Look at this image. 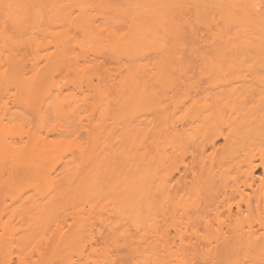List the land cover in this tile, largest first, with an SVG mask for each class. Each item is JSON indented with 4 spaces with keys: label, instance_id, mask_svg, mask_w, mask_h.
Wrapping results in <instances>:
<instances>
[{
    "label": "bare ground",
    "instance_id": "bare-ground-1",
    "mask_svg": "<svg viewBox=\"0 0 264 264\" xmlns=\"http://www.w3.org/2000/svg\"><path fill=\"white\" fill-rule=\"evenodd\" d=\"M108 1L0 0V250L10 252L3 260L21 243L13 219L25 209L36 227L23 228V238L36 241L24 244L39 251L19 264H264V0H118L129 9H118L123 22L115 17L121 31L101 22ZM86 54L109 57L122 74L112 81L111 68L94 58V70L111 72L108 79L96 70L94 87ZM59 73L73 80L59 81ZM82 86L92 90L91 106ZM195 88L210 97L189 95ZM84 106L91 115H82ZM15 107L36 123H47L52 109L59 123L48 121L43 135L46 127L26 128ZM66 120L78 130L68 132ZM243 143L247 195L230 189L223 170ZM234 194L246 206L235 214L227 204ZM63 201L73 216L67 229L52 222Z\"/></svg>",
    "mask_w": 264,
    "mask_h": 264
},
{
    "label": "rangeland",
    "instance_id": "rangeland-1",
    "mask_svg": "<svg viewBox=\"0 0 264 264\" xmlns=\"http://www.w3.org/2000/svg\"><path fill=\"white\" fill-rule=\"evenodd\" d=\"M119 1H120V0H119ZM122 1H123V0H121L120 2H122ZM65 2H66V1H65ZM124 2H126V0L123 1V3H124ZM67 3H68V2H66V4H67ZM123 3H118V0H109L108 3H107V5H105V6L102 8L101 11H100L101 8L99 9V11H100L99 14H98V10H97L96 15L98 14L99 17H103V18H104V20L101 21L102 23H106V24H107V23H110V24H109L110 26H111V24H113L112 26H118V27L120 26V27H119V30L121 31V30H123V29H120V28H123V25H125V23H122V22H123V21H122L123 19H121L120 17H121V16L124 17V16H123L124 14H123V15H119L120 13L118 14V9L121 7V9H122L123 11H125V10L128 8L127 5H125V7H124V6H123ZM126 3H127V2H126ZM124 4H125V3H124ZM126 6H127V8H126ZM123 7H124V9H123ZM36 9H38V8H36ZM128 10H129V9H128ZM128 10H126V11L128 12ZM0 11H1V9H0ZM36 11H37V10H36ZM39 11H40V9H39ZM39 11H38V12H39ZM1 13H2V12H1ZM1 13H0V15H1ZM125 13H126V12H125ZM128 13H129V12H128ZM128 13H127V14H128ZM94 14H95V11H94ZM121 14H122V12H121ZM2 16H3V15H2ZM0 17H1V16H0ZM115 17H119V18L117 19V18H115ZM115 19H117V20L120 19L122 22H121V21H119V22H121L122 24L119 23L118 21H115ZM120 24L122 25V27H121ZM116 29H117V28H116ZM204 32H205V31H204ZM204 32H202V35H204V34L206 33V32H205V33H204ZM203 33H204V34H203ZM205 35H206V34H205ZM205 35H204V37H205ZM206 36H208V35H206ZM80 39H81V38H80ZM80 39H79V40H80ZM80 41H81V40H80ZM203 45H204V44H203ZM204 46H205V48H206V45H204ZM78 51H79V50H78ZM153 53H154V52H153ZM153 53H151V55H153ZM156 54H157V57H158L159 54H158V53H156ZM88 55H89V56H88ZM86 56H87L86 59H88V58L91 57V59H90V61H89V62H90L89 65H90L91 63L94 64L93 62L96 61V60H94V58H95V59H98L96 62H98V64L101 66L102 69H104V71H106L105 68H106L107 66L110 67V68H111L110 71H113V72H112V77L114 76L113 78L110 76V78H112V79H111L112 81H114L113 79L116 78L115 80H117V79L120 77L119 74H120L122 71H121L120 69H118V66L115 64V62L112 61V60H110L109 57H108L107 55H106V57H108V58H105L104 55H101L100 57H99V56H98V57H97V56L95 57L94 55L91 56L90 54H86ZM154 56H156V55H154ZM154 56H151L152 58L150 57V55L147 56L146 61H147L148 65H149V67H150V65H151V62H150V61H152V59H153V60L155 59ZM92 58H93V59H92ZM150 58H151V59H150ZM159 58H160V57H159ZM107 59H108V60H107ZM91 60H92V61L94 60V61L91 62ZM156 60H157V59H156ZM156 60L153 61L154 64H155V61H156ZM87 61H88V60H87ZM109 61H110V62L112 61V62H114V63H110ZM96 62H95V63H96ZM153 62H152V63H153ZM144 63H145V62H144ZM92 64H91V65H92ZM96 64H97V63H96ZM98 64H97V65H98ZM97 65H94V66H97ZM99 65H98V66H99ZM115 65H116V67H114ZM94 66L92 65L91 67H92V71L95 72V73H92V71H91L90 74H93V75L95 74L94 76H95L96 79L94 78V81H93L94 83H93V85H94V84H95V85H96V84L98 85V84H99V81H97V83H95L96 80H98V77H97V75H96V70H97V72H98V76L100 75V77H102V75H104L105 72H104L101 68H99L100 66L97 67V68H95V70H94V68H93ZM108 67H107V71H109V68H108ZM151 67L154 68V65L152 64ZM151 67H150V68H151ZM115 68H117L118 71H117ZM98 70H99V71H98ZM115 70L117 71V73L115 72ZM119 70H120V72H119ZM101 71H102V72H101ZM99 72H100V73H99ZM118 72H119V73H118ZM115 73H116V74H115ZM60 74H61V73H59V75H56V76H57L56 79L59 80V78H60V79L62 78V77H60V76H62L63 74L65 75V73H63V74H61V75H60ZM71 74H72V73H71ZM71 74L69 73V75H71ZM90 74H89V75H90ZM101 74H102V75H101ZM108 74H109V72H106V73H105V76H106L107 78L109 77V75L111 74V72H110L109 75H108ZM113 74H115V75H113ZM121 74H122V73H121ZM121 74H120V75H121ZM192 74H193V72H192ZM72 75H73V74H72ZM93 75H91L92 78L94 77ZM107 75H108V76H107ZM146 75H147V74H146ZM193 75H194V74H193ZM66 76H67V74H66ZM74 76H75V75H74ZM191 76H192V75H191ZM194 76H195V75H194ZM100 77H99V78H100ZM106 77H104V78H106ZM144 77H146V76H144ZM197 77H199V76H197ZM63 78H65V77L63 76ZM63 78H62V79H63ZM68 78H70V81L73 80V79H71V78H73V76H72V77L70 76V77H68ZM68 78H67V77L65 78L67 81L63 79V82L66 81V82L68 83V82H69V79H68ZM147 78H148V77H147ZM147 78H146V79H147ZM191 78H192V77H191ZM195 78H196V77H195ZM108 79H109V78H108ZM197 79H198V78H197ZM148 80H149V79H148ZM198 80H200V79H198ZM206 80H207V79H206ZM59 81H61V80H59ZM193 81H194V80H193ZM209 81L212 82L211 84H213V81H212V80H209ZM66 82H64V83H66ZM202 82H204V81H202ZM206 82H207V81H206ZM206 82H204L205 85H206ZM61 83H62V82H61ZM64 83H63V84H64ZM208 83H209V82H208ZM236 83H237V82H236ZM236 83H235V86H236ZM70 84H71V83H69V85H70ZM199 84H200V83H199ZM211 84H210V86H212ZM66 85H68V84H66ZM69 85H68V86H69ZM83 85H84V84H83ZM95 85H94V87H95ZM197 85H198V83H197ZM197 85L195 84V86H197ZM207 85H208V84H207ZM85 86H86V84H85ZM85 86H84V87L82 86L83 89H84V88L86 89V90L84 89L85 91H84V90H83V91H84V93H86V94L89 93V94H88V95L85 94V96L82 97V98H86V97H87V103H88V101L91 102V101L93 100V95H92V90L89 89L90 91L88 92V91H87V88H88V87L86 88ZM201 86H204V85L202 84ZM216 86H217V85H216ZM216 86L214 85V86L210 87L209 90L212 89L211 91H213V90L215 91ZM206 87H207V86H206ZM214 87H215V88H214ZM70 88H72V89H70V91L72 90L73 93L76 92V91H75L76 89L72 87V84L70 85ZM208 88H209V87H208ZM213 88H214V89H213ZM196 89H197V88H195V89H193V90H190V91H189V95H191V93L195 92ZM192 91H193V92H192ZM67 93H70V92L67 91ZM76 93H77V92H76ZM196 93H197V92H196ZM196 93H193V94L195 95L194 97H196L197 99H198V98L200 99L201 96H200V97H197V96L202 95L203 93H204V94H203L204 97H205V94L207 95V97H208V96L210 97V91L207 92V93H206V92H200L201 94H199V95H197ZM78 94H79V93H78ZM90 94H91V95H90ZM93 94H94V90H93ZM94 95H95V94H94ZM89 96H90V97H89ZM191 96H192V95H191ZM191 96H190V98H191ZM113 97H114V96H113ZM207 97H206V98H207ZM192 98H193V97H192ZM230 98H232V97H230ZM230 98H229L228 100H230ZM241 98H242V97H241ZM244 98H245V97H243L242 99H244ZM89 99H91V100H89ZM95 99H96V98H95ZM95 99H94V100H95ZM194 99H195V98H193V100H194ZM232 99H234V98H232ZM232 99H231V100H232ZM12 100H13V99H11V101H12ZM85 100H86V99H85ZM225 100H226V99H225ZM250 100H251V99H250ZM205 101H206V100H205ZM252 101H253V100H252ZM93 102H94V101H92L91 104L88 103V105L91 106V105L93 104ZM223 102H225V101H223ZM232 102H233V101H232ZM232 102H230V103H232ZM245 102H247V103H244V106H245V107H247V106H251V105H248V104H250V103L252 104V102H250L249 99H248V101L246 100ZM248 102H250V103H248ZM255 102H257V101H254V103H253L254 105H255ZM13 103H14V102H12V104H13ZM12 104L10 103L11 106H12ZM111 104H112V103H111ZM256 104H257V103H256ZM114 106L117 107L115 104H114ZM12 107H13V106H12ZM84 107H85V106H84ZM84 107L81 109L82 112H83V113L81 112L82 115L85 114V112H86V114L91 115L90 113H92V112H90V113L88 112V111H90L89 106H87V107H88L87 109H86V107H85V108H84ZM115 107L111 106V108L114 109V112L117 110ZM23 108H24V110L21 109V107H20V108H19V107H18V108L15 107V110L19 109L18 112H20V110H21V111L23 110V113L25 112L24 114H26V115L28 116L27 113H29V112L26 113V111H28V110H26L25 107H23ZM148 108H151V107L149 106ZM148 108H147V109H148ZM13 109H14V108H13ZM84 109H86V111H85ZM113 109H112V110H113ZM13 111H14V110H13ZM84 111H85V112H84ZM147 111H148V110H147ZM241 111H242V110H241ZM149 112H150V111H149ZM12 113H13V112H12ZM15 113H17V111H15ZM21 113H22V112H21ZM53 113H54V111L52 112V109H51V110L49 111V114H48V117H49V118H47L48 120H46L47 123H46V122L44 123V121H41V122L39 121V123H38V121H37L38 124H37L36 122H34V121H36L37 119L32 115V113H29V114H30L29 117H27L26 115H23V116H26V117H22V118L24 119V122L26 123V125H27V124H28V125L26 126V125L23 123V121H22V124H24L26 128H28V126H30V128L33 129V127H34V128H35L36 130H38L39 132H40L43 128L46 127V128L44 129V132H42L43 130L41 131L42 134L45 135V132H47V127L49 126V125H48V121H49V124H50V123L53 124V122H54V124H58V123H59L57 119H56L57 122H56V120H54V119H55V117H54L55 115H53ZM151 113H152V112H151ZM151 113H150V114H151ZM229 113H230V112H228V114H229ZM244 113H246V112L244 111ZM146 114H147V113H146ZM152 114H153V113H152ZM228 114H227V115H228ZM16 115H19V113H17ZM21 115H22V114H21ZM147 115H148L149 117H151L149 114H147ZM147 115H146V116H147ZM229 115H230V114H229ZM84 116H85V115H84ZM87 116H88V115H87ZM148 116H147V118H149ZM14 117H15V116H14ZM16 117H17V116H16ZM53 117H54V118H53ZM152 117H153V116H152ZM32 118H33V119H32ZM25 120H26V121H25ZM50 120H51V121H50ZM66 121H67V120H66ZM66 123H67V126H66V127L68 128V132H69V131H70V132H73V131H77V130H78V129H77V126H78L77 123H78V122H76V121H74V120H68L67 122H65V124H66ZM43 124H45V126H44ZM47 125H48V126H47ZM38 126H39V127H38ZM42 126H43V127H42ZM41 128H42V129H41ZM40 129H41V130H40ZM65 129H66V128H65ZM87 129H88V127H87ZM251 129H252V128H251ZM251 129H250V130H251ZM88 130H89V129H88ZM55 131H56V130H55ZM41 132H40V133H41ZM56 132H57V131H56ZM56 132H55V133H56ZM79 132H80V131H79ZM82 132L84 133V130H83ZM55 133H54V134H55ZM56 134H57V133H56ZM69 134H70V133H69ZM78 134H79V133H78ZM78 134H77V135H78ZM75 135H76V134H75ZM51 136H52V135H51ZM53 136H56V135H53ZM85 137H86V139H87V136H85ZM72 138L75 139V137H72ZM81 139H82V137H81ZM239 143H240V141H239ZM218 144H220L221 146H223V145L225 144V142H224L223 139H220V140L218 141ZM243 144H244V143H243ZM243 144H242V145H243ZM236 145H237V144H236ZM245 145H246V143L244 144V146H245ZM236 148H237V147H236ZM238 149H240V150L237 151L238 155H237L236 157H234V159H231L232 162H230L229 165L226 166L223 170H229L230 173H231V174L228 175V177H230V181H228V179H227V181H226V184H227L228 186H230V189H241V190H244V191H245L244 194L247 195L248 193H251V191L245 189V187H244L245 177H244V175L241 173V169H240V165H241V163H240V161L244 158V155H245V153L248 151V149H247L246 146H245V147H241V146H240ZM190 157H191V156H190ZM66 159H67V158H66ZM68 159H69V158H68ZM189 159H190V158H189ZM181 171H183V168H181ZM256 174H257V175H261V174H262V170H258V171L256 172ZM190 180H191V179H190ZM191 181H192V180H191ZM60 183H61V182H59V185H60ZM62 183H63V182H62ZM62 183H61V184H62ZM67 185H68V184L64 185V186H66L65 189H63V186H62L61 190H64V191H65V190L68 188ZM204 185H206V184H204ZM204 185H203V186H204ZM208 188H209V187L206 185L205 188L201 189V191L203 192V195L210 193V192H207V193H206V191H205V192L203 191V190H207ZM209 189H210V188H209ZM68 190H69V189H67V190L65 191V193H66V192L68 193ZM64 191H63V192H64ZM201 191H200V192H201ZM209 191H210V190H209ZM233 191H234V190H233ZM221 192H222V191H221ZM57 193H58V192H57ZM67 193H66V195H67ZM15 194H17V193H15ZM31 194H32V193H31ZM61 194H63V193L61 192ZM68 194H69V193H68ZM27 195H28V194H27ZM57 195H58V194H57ZM66 195H65V196H66ZM203 195H202V196H203ZM208 195H209V194H208ZM28 196H29V195H28ZM68 196H69V195H68ZM57 197H58V196H56V198H57ZM59 197H61V196H59ZM204 197H206V195H205ZM204 197H203V198H204ZM231 197H233V198H232L227 204H228V206H229V205H232V211H233V214H235V213L237 212V207H238L239 204L241 205V208H242L243 210H245V208H246L245 203L241 200V198H240L237 194H234V195L231 196ZM12 198H13V197H12ZM17 198H18V197H17ZM208 198H209V197H208ZM204 199H205V198H204ZM17 200H18V199H17ZM69 200H70V199H69ZM69 200H68V201H69ZM219 200H220V198H219ZM14 201H15V200H14ZM59 201L62 202L61 200H59ZM65 201H67V200L65 199ZM65 201H63V204H64L63 206H66V208L64 207V209H62V208H63L62 205H60L61 207H59V206L57 205L58 203L56 204V205H57V207H56L57 209H56V210L59 211V212H57V211L55 210L54 216H55V219H56L57 221H54L55 219H54V217H53V219L51 218V219H52V222H56V223L58 222V223H60V222L63 221V223H61V224H63V225H65L66 223H68V224H69V223H72V221H73V220H72V219H73V216L71 217V211H72V210H70V209H71L70 206H68L70 209L67 207L68 204L65 205V203H64ZM70 201H71V200H70ZM18 202H19V200H18ZM18 202H15V204H16V203L19 204ZM13 204H14V203H13ZM13 204H12V210H13V207H14L15 209H17L18 206L16 205V206H17V207H16L15 204H14V206H13ZM59 204H61V203H59ZM69 204H70V202H69ZM20 205H21V203H20ZM217 205H218V203H217ZM22 206H24V205H22ZM212 206H213V205H212ZM19 207H20V206H19ZM25 207L28 208L29 206L27 205V206H25ZM201 207H204V204H203V206H201ZM201 207H200V208H201ZM21 208H22V207H21ZM67 208H68V209H67ZM109 208H110V207H109ZM193 208H194V209H197V208H199V207L197 206V207H193ZM208 208H209V207H207V209H208ZM211 208H212V207H211ZM58 209H61V210H58ZM65 209H66V210H65ZM18 210H19V208H18ZM24 210H25V209H24ZM24 210H23V212H24ZM68 210H70V211H68ZM108 210H109V209H108ZM197 210H198V209H197ZM220 210L223 211L224 214H225V215H223L222 217H223V218H226V217L228 216L227 208H223V207L221 206V207L219 208V211H220ZM67 211H68V212H67ZM23 212L19 211V212L17 213V214H18V217L15 215V217H14V219H13V223L15 224V226L17 225L18 227H20L19 229H22V231H23V228H24V229H25V228H29L30 225H34V224H31L32 221L29 220V217H28L29 215L27 216V215H26L25 213H23ZM35 212H36V211H35ZM105 212H108V211L106 210ZM105 212H104V214H105ZM68 213L70 214V216L67 215ZM209 213H210V214L207 213V214H208L207 219H208L211 223L213 222V225H214V226L216 225V227H217V224L215 223V217H214L213 213H211V212H209ZM28 214H30V212H29ZM31 214H32V212H31ZM31 214H30V216H31ZM35 214H36L37 217H39V216L37 215V213H35ZM107 214H108V213H107ZM12 215H13V214H12ZM57 215H59V216H58V219L56 218ZM72 215H73V212H72ZM105 215H106V214H105ZM205 215H206V214H205ZM60 216H61L62 218H60ZM66 216H68V217H66ZM16 217H17V219H16ZM34 217H35V215H34ZM103 217H104V216H103ZM105 217H106V216H105ZM110 217H111V216H110ZM12 218H13V217H12ZM32 218H33V217H32ZM59 218H60V219H59ZM4 219L7 220V218H4ZM4 219H3V222L5 221ZM34 219H35V218H34ZM36 219H37V218H36ZM70 219H71V220H70ZM104 219H108V217H107V218H104ZM111 219H112V218H111ZM14 220H15V221H14ZM58 220H59V221H58ZM64 220H65V222H64ZM112 220H113V219H112ZM49 221H50V220H49ZM49 221H48V224H49ZM68 221H70V222H68ZM33 222H34V221H33ZM50 222H51V221H50ZM34 223H35V222H34ZM56 223H55V224H56ZM58 223H57V224H58ZM36 224H37V222H36ZM55 224H54V223H51L50 225H48L49 228L52 226V228L50 229V231H48V232L44 231V233H43V232H42V233H43V234L46 233L45 235L48 236L47 233L50 234V232H51V230L53 229V227H55V226H53V225H55ZM97 224H98V223H97ZM202 224L205 225V223H202ZM202 224H201V225H202ZM63 225H62V226H63ZM69 225H70V224H69ZM98 225H99V224H98ZM98 225H97V226H98ZM34 226L36 227V225H34ZM99 226H100V225H99ZM99 226H98V228H99ZM197 226H198V225H197ZM199 226H200V225H199ZM64 227H65V226H64ZM67 227H68V225L66 224L65 229H67ZM16 228H17V227H16ZM32 228H33V227H32ZM32 228H31V229H32ZM199 228H201V231L199 230L201 233L204 232V230H203V226H200ZM99 229H100V228H99ZM102 229H103V228H102ZM102 229H101V231H102ZM104 229H105V228H104ZM104 229H103V230H104ZM1 230H2V229L0 228V231H1ZM28 230H30V229H27V231H28ZM32 230H33V229H32ZM32 230H31V231H32ZM53 230H54V229H53ZM105 230H106V229H105ZM105 230H104L103 232H101V236H102L103 234H105V235L108 234V232L105 233V232H106ZM226 230H227V229H226ZM22 231L20 230V232H19L20 235L18 234L19 236L15 235V237L17 236V237H19V238H20V236H21V243L17 242V243H13L14 245L12 244V245L15 246V247L13 248V246H12V252H11L12 256H11V254L8 256V257L11 256L12 259H10V261H9V259L6 258V259H8V262H10V263H8V264H19V262H20V261H19V258H20V257H23V258L26 257L27 259H26V258H24V259H26L27 261H30V259H31L32 257H34L33 260H35V259L38 258V257L36 256V253H38V251H39L38 248H37V247H39V246L36 247L37 250H38L37 252H36V251L31 252V251H32V248L28 246L29 244H28V245L26 244L27 246H25L24 243H25V242H28L27 240H29V242H30V240H33L34 238H33V239H32V238L29 239L28 237H26L27 239H24L23 237L26 236V233H25L24 231H23V232H24V233H23ZM25 231H26V230H25ZM171 231H172V232H171ZM173 231H174L173 229H170L169 234L171 233V234H170L171 236H173V233H174ZM2 232H3V231H2ZM28 232H29V231H28ZM52 232H53V231H52ZM29 233H31V232H29ZM42 233H39V234H42ZM133 233H134V232H133ZM190 233H191V232H190ZM190 233H188V235H190ZM0 234H1V233H0ZM33 234H34V233H33ZM199 234H200V233H199ZM202 234H205V233H202ZM2 235H3V234H2ZM2 235H0V236H2ZM27 235H28V233H27ZM36 235H37L36 237H38V234H36ZM105 235H104V236H105ZM170 235H169V238H171ZM191 235H192V234H191ZM39 237L41 238L42 236H39ZM39 237H38V238H39ZM102 237H103V236H102ZM102 237H98L97 240L102 239ZM174 237H175V236H174ZM174 237L171 238L172 241H173V238H174ZM193 237H194V235L192 236V240L194 241V240H195V239H194L195 237H194V238H193ZM0 238H1V237H0ZM40 238H39V239H40ZM0 240H1V239H0ZM2 240H3V239H2ZM17 240H19V239H17ZM34 240H35V239H34ZM40 240H41V239H40ZM176 240H178V239H176ZM14 241H15V240H14ZM35 241H36V240H35ZM38 241H39V240H37V242H38ZM100 241H101V243H103L102 240H100ZM100 241H99V242H100ZM15 242H16V241H15ZM31 242H32V241H31ZM31 242H30V243H31ZM37 242H35V243H37ZM99 242H97V243H99ZM195 242H196V240H195ZM101 243H100L99 245H101ZM176 243H179V241H176ZM192 243H193V242H192ZM0 244H1V243H0ZM6 244H7V243H6ZM6 244H4L5 247H7ZM15 244H16V245H15ZM33 244H34V243H33ZM33 244H32V245H33ZM37 244H38V243H37ZM179 244H180V243H179ZM7 245H8V244H7ZM30 245H31V244H30ZM41 245H42V244H41ZM41 245H40V246H41ZM99 245L97 244V247H98ZM175 245H176V244H175ZM101 246H103V245H101ZM101 246H99V247H101ZM177 246H179V245L177 244ZM213 246H214V245H213ZM0 247H1V245H0ZM2 247L4 248L3 245H2ZM42 247H43V245L41 246V248H42ZM3 248H2V249H3ZM8 248H9V247H8ZM33 248H34V247H33ZM39 248H40V247H39ZM43 248H44V247H43ZM2 249L0 250V251H2V253L0 252V264H2V262L4 261V260H3L4 257L2 258L3 254H5L6 252H7V253H10V252H8V250H6V252H4L5 249H4V250H2ZM10 249H11V248H10ZM43 250H44V249H43ZM10 251H11V250H10ZM40 251H41V250H40ZM123 253H124V252H123ZM30 254H32L33 256L31 255V257H30ZM114 254H115V253H114ZM1 255H2V256H1ZM7 255H8V254H7ZM7 255H5V256H7ZM37 255H38V254H37ZM121 255H122V254H121ZM28 256L30 257V259H28ZM72 256L74 257L75 260H76V258H79V257H76V258H75V256H78L76 253H74V255H72ZM72 256H71V257H72ZM123 256H125V255L123 254ZM1 258H2V259H1ZM6 259H5V260H6ZM24 259H23V260H24ZM20 260H21V259H20ZM31 260H32V259H31ZM75 260H74V261H75ZM78 260H79V259H78ZM124 260H126V258H125ZM70 261H71V260H70ZM76 261H77V260H76ZM79 262H80V261H79ZM126 262H127V261H126ZM129 262H130V261H129V259H128V264H129ZM4 263L7 264V261H6V262L4 261ZM75 263L77 264L78 261L75 262ZM75 263H74V264H75ZM80 263H81V262H80ZM80 263H79V264H80ZM72 264H73V263H72ZM81 264H82V263H81ZM124 264H125V263H124ZM126 264H127V263H126Z\"/></svg>",
    "mask_w": 264,
    "mask_h": 264
}]
</instances>
